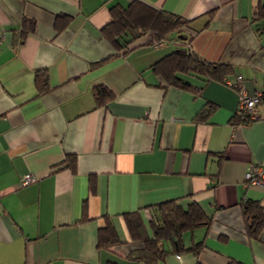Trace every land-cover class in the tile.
<instances>
[{
  "label": "crops",
  "instance_id": "obj_1",
  "mask_svg": "<svg viewBox=\"0 0 264 264\" xmlns=\"http://www.w3.org/2000/svg\"><path fill=\"white\" fill-rule=\"evenodd\" d=\"M133 1L191 21L189 43L116 52L104 28L112 8ZM259 2L0 0V264H148L130 254L126 217L138 213L151 237L152 209L173 200L211 216L182 237L186 248L204 247L196 255L169 242L152 264H264V231L250 239L242 213L248 201L264 207V185L244 178L264 164V106L237 125L236 89L196 76L191 88L166 87L153 69L186 47L229 64L228 80L242 76L249 95L264 92V30L252 22ZM44 71L49 90L39 94ZM97 85L113 93L100 107ZM26 175L37 180L22 186ZM108 221L120 241L100 248Z\"/></svg>",
  "mask_w": 264,
  "mask_h": 264
},
{
  "label": "trees",
  "instance_id": "obj_2",
  "mask_svg": "<svg viewBox=\"0 0 264 264\" xmlns=\"http://www.w3.org/2000/svg\"><path fill=\"white\" fill-rule=\"evenodd\" d=\"M111 13L112 21L104 28V34L106 39L115 46L116 52L126 53L141 45L156 47L160 42H164V46H167L180 39L189 43L194 35L190 26L191 21L141 1H133L127 8L116 6L112 8ZM252 22L260 30H264V0H260L254 8ZM153 69L166 87L179 86L186 89L192 87L189 81L191 76L202 78L205 82L218 80L226 84L228 77L233 73L229 64L210 62L186 47H178L167 54L153 65ZM35 81L39 94L49 90L48 74L45 71L38 72ZM93 93L97 107L113 99V93L105 85H97ZM200 118L205 117L200 116ZM234 121L237 125L246 123L239 113ZM69 159V168L72 172H76V158ZM152 210L151 237L144 234L143 222L138 213H132L133 215L129 214V217H126L135 243L131 256L152 264L164 259L170 253V248L166 246L169 242L172 251L175 252L187 250L196 255L201 252L203 243H194L186 248L182 241L184 233L193 232L211 224L212 218L201 204L193 202L184 207L173 200L157 204ZM242 213L247 236L250 239H260L264 231V207L248 201L242 205ZM119 241L115 227L108 221L107 226L100 231L98 247L110 248ZM228 264L244 263L231 260Z\"/></svg>",
  "mask_w": 264,
  "mask_h": 264
},
{
  "label": "built area",
  "instance_id": "obj_3",
  "mask_svg": "<svg viewBox=\"0 0 264 264\" xmlns=\"http://www.w3.org/2000/svg\"><path fill=\"white\" fill-rule=\"evenodd\" d=\"M164 46V42L156 45V48ZM226 85L238 91L239 95V114L242 115L243 121L251 122L260 118V107L264 106V92L257 91L253 95H249L243 85V77L238 76L236 82L227 80ZM248 122V123H249ZM242 125V124H241ZM246 187L263 186L264 185V164H258L250 167L245 173ZM37 178L34 175H26L22 181V186L30 185L35 182Z\"/></svg>",
  "mask_w": 264,
  "mask_h": 264
}]
</instances>
